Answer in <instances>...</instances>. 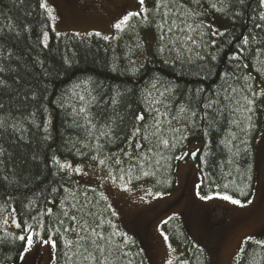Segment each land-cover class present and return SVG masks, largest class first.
<instances>
[{
    "label": "trees",
    "instance_id": "obj_1",
    "mask_svg": "<svg viewBox=\"0 0 264 264\" xmlns=\"http://www.w3.org/2000/svg\"><path fill=\"white\" fill-rule=\"evenodd\" d=\"M40 2L41 0H0V28H3V35H0V45L3 46L0 64L6 69L0 73V79H4L8 84V87L0 89V102L5 105L3 114L11 112L13 118L23 120V117L35 111L34 119L38 124L45 125L49 119L51 121L48 133L50 139H45L43 126L35 127L28 120H23L27 132L13 133L8 129L0 136V144L7 149V153L0 157V160H3V164H0V264H18L21 260L19 256L22 253L23 242L15 238L17 234L8 232L3 223L6 211L11 208L16 210V219L26 224L36 225L39 221L43 225L42 236L45 239L47 238L45 230L49 234L55 233L52 236L56 240L53 264H152L143 243L129 233L119 222V218L113 215L112 207H108L107 200L102 198L99 191L79 186L75 173L56 174V165L52 162L54 155L61 161H70L73 165L97 164L88 158L74 156V150L73 153L68 151L71 147L69 140H76L77 137L86 140L84 129L76 127L73 123L75 118L77 123L84 124L83 119L75 117L72 111L73 107L78 110L80 106L72 91L76 84H81V89H94L92 94L102 99L115 95L116 89L122 93L131 90L130 94L121 99L125 103H131L133 108L137 106L143 108L140 104V91L150 87L153 78L161 81V84L157 85L161 91L163 87L175 89L174 94L166 101L169 115L160 117L162 121L171 120V124L163 125L160 136L172 143L179 140L181 135H186L187 140L180 141L173 148L165 147L159 143L158 137L150 136V141L140 140L144 145L143 149H133L129 147L130 142L123 139L125 132L118 129L121 139L104 147L105 154L117 153L126 162L129 161V157L124 156L120 149L135 154L142 151L146 153L141 160V167L145 171H154L155 176L144 177L140 171L133 170L132 182L146 181L155 193L157 191L171 193L176 185L177 166L181 161L174 157L183 151L190 152V146L197 143L201 151L198 158L194 159L195 164H200L204 160L208 162L197 168L204 179V184L200 188L201 194L229 193L241 200H249L254 195L257 185L256 143L263 129L264 97L257 99L253 105L255 111L252 113L243 111L248 105L242 97L252 98L246 83H251L252 91L264 88V72L258 74L256 71L257 68L264 67V31L256 27V24L264 23L260 20V16L264 15V4H261L260 0H244L243 5L234 4L228 7L226 14L205 15L202 18L205 25H211L209 23L211 18L223 21L221 32L227 30L225 36L212 37L211 32L205 27L203 31L207 34L203 37L204 43L199 48L193 46L192 53H186L183 62L175 63L174 53H165L163 57L153 54L156 48V29L151 25H142L136 18L130 22L131 30L120 32L113 40H104L95 35L89 38L78 35L54 36L51 33L52 19L47 16L46 10L39 6ZM213 2L220 6L219 0ZM204 7H208L207 3ZM156 20H159V17H156ZM189 22L195 23L192 20ZM212 30L216 29L212 26ZM45 31L50 37L48 48H44L41 43ZM137 35L143 39L146 51L139 59L137 55L132 56L137 66L143 64L139 72L132 73L125 71L128 67L125 53L135 46ZM243 36L249 37L248 45H243ZM196 38L200 39L198 35ZM211 39H215L216 44L211 45ZM238 47L245 49L242 64H247V68L243 66L236 68L233 66L236 62L229 59ZM257 48L260 52L253 56L251 50ZM196 52H199L200 56H196ZM8 53H11V56ZM213 55L216 56L215 60L211 59ZM189 56L191 60L187 59ZM114 62L119 64L118 71L112 68ZM225 72L232 75L225 78ZM249 73L254 79L245 82L242 77ZM238 77L241 79H237ZM85 80H88L89 84L81 83ZM229 85L237 91L232 92ZM225 88H228L227 92L224 91ZM198 89L202 90L199 96L196 95ZM32 91L41 95L43 108L31 99H24L25 96L30 97ZM217 93L220 95L217 96ZM225 96L228 98L225 99ZM62 98L63 106L60 103ZM209 99L220 100V104L215 105L219 113L212 127H208L206 121L199 119L203 109L197 103L198 100L207 102ZM181 104L193 111L199 109L197 116L191 117L193 124H188V112L179 113ZM103 107L107 113H112L111 106ZM157 107L161 112L166 110L163 105ZM92 111L99 113L101 108L94 105ZM117 111L127 116L123 105L118 106ZM176 115L180 118L173 119L172 117ZM247 116L252 117L250 122ZM94 122L99 128L103 119L97 115ZM127 123L126 120L125 125H120L125 131ZM151 123L149 117L148 124ZM248 123L254 127L249 129ZM185 125H188L187 128ZM175 128H180L181 131L174 132ZM205 128L208 131L206 136L202 131ZM20 135H24L25 139H19ZM173 137L176 140H173ZM87 139L91 140V144L98 142L95 139ZM99 142L102 143L103 138ZM247 145H250L251 152L246 150ZM76 147L88 151L89 157L95 153V149L82 148L79 142ZM190 159L185 157L182 161ZM120 167L127 169L128 163ZM3 176H7L8 180L2 181ZM135 176L141 178L137 180ZM124 179L128 177L125 176ZM224 184H227L228 188L225 189ZM53 187L60 191L52 192ZM65 188L70 189V192L64 191ZM85 190L88 192L87 200L91 201L88 208L94 213L87 217L88 222L92 227L97 223L101 224L97 231L102 232L105 237V239L92 237L96 239L100 248L93 246L90 239L79 241L77 233L64 230L72 222L62 215L59 201L66 196L74 195L83 203L85 197L82 193ZM241 192L245 195H241ZM76 199L65 200V204L75 203ZM46 208H52V213H47ZM61 219L64 220V225L59 224ZM167 221V224H163L164 231L178 248L185 251L191 264H210L208 252L193 243L187 224L177 216H172V219ZM221 224L224 226L223 222ZM18 231L21 232L20 229ZM123 233H127V236L122 235ZM79 235L89 237L91 232L90 230L80 232ZM67 240H72L73 245H67L65 243ZM78 244H83L84 247L78 248ZM250 245L257 247L246 249L242 264H264V245L253 243ZM84 248H87V251ZM89 253L96 259H85Z\"/></svg>",
    "mask_w": 264,
    "mask_h": 264
},
{
    "label": "snow or ice",
    "instance_id": "obj_2",
    "mask_svg": "<svg viewBox=\"0 0 264 264\" xmlns=\"http://www.w3.org/2000/svg\"><path fill=\"white\" fill-rule=\"evenodd\" d=\"M137 4L139 5L138 10L135 11H127L125 12L121 18L116 21L112 27L116 30H119L121 32H124L126 30H131V24L130 22L133 20V18H136L140 21V23L144 26H153L156 29V48L154 51V55L163 57L165 53H174L175 57L173 60V63L179 61L183 62L186 58V53H192L193 46L199 48L203 43V37L207 34L203 29L205 27L208 28L209 32H211L212 37H224L225 32H221L219 29L212 30L211 25H205L204 20L202 19L205 15L211 13L215 15L216 13L226 14L228 7L233 6L234 4H244V0H219L220 6H218L217 2H213V0H136ZM261 4H264V0H260ZM207 3L208 7L205 8L204 5ZM40 7L44 8L46 10V14L49 18L52 20H56L57 17L53 15V8H51L48 5L47 0H41ZM214 10V12H213ZM239 15V13H237ZM156 17H159V20H156ZM195 21V23H190L189 21ZM260 20L264 21V15L260 16ZM44 27H48V25H44ZM257 28H260L262 31H264V23H258L256 24ZM199 30V31H198ZM0 35H3V28H0ZM19 35V33H17ZM56 35H62L61 33H56ZM76 35H79L77 33ZM88 35H92V33H88ZM97 36H101V33L97 32L95 33ZM199 36L200 39L198 40L196 36ZM104 40H110L113 37L104 35L102 37ZM49 33L47 31L43 32L41 43L43 44L44 48H48L49 44ZM255 39V38H253ZM231 43V41H229ZM243 45L249 44V37L243 36L242 38ZM210 44L214 45L216 44L215 39L210 40ZM146 46L141 37L137 35V42L134 47L129 48L128 52L125 53V56L127 58V64L128 67L125 68V71H130L132 73L139 72L140 69L143 67V64H140L137 66L136 60L132 59L133 55H137V58L145 55ZM253 56H255L257 53L260 52V49L257 48L255 50H251ZM3 53V46L0 45V54ZM9 56H11V53H8ZM196 56H200L199 52H196ZM203 59V57H200ZM245 58V49L243 47H238L236 50L233 51L232 56L229 58L230 60L236 62L233 66L236 68H239L243 66L244 68H247V64H242V60ZM188 60H191V57H187ZM212 60L216 59V56H211ZM67 63L68 61L65 60ZM41 67H43V64L41 63ZM112 68L114 71L119 70V64L118 62H114L112 65ZM6 69L0 64V73H3ZM14 70V69H13ZM257 73L264 72V67L257 68ZM47 74V73H45ZM232 74L225 72L224 77L228 78ZM237 79H241L238 77ZM242 79L245 82H248L254 77H252L251 73L249 75L243 76ZM81 83L87 85L89 84L88 80L82 81ZM158 84H161V81L157 78H153V80L150 82V87H146L145 89H142L140 91V104L143 105V108L137 106L136 108H133L131 103H125L121 97L130 94L131 90H125L124 93H122L119 89L115 90V95H109L107 99H102L98 95H93L94 89L92 88H83L81 89V84H76L73 87V96L78 100L80 106L78 110L73 107L72 111L75 114V117H80L83 119L84 124L81 125L77 123L76 119L74 118L73 123L78 128H83L86 133V140H80L79 137L76 138V140H69L68 143L71 145V147L68 149L69 153H73L74 150V156H81L88 158L90 161L96 162L98 166H104L105 175L97 177L100 181H110L114 186L120 188L122 191L131 192L133 189L129 187L131 184V181L133 179L132 172L133 170H138L142 173L144 177L149 176H155L154 171H145L141 167V160L144 156H146V153L143 151L140 154L129 153L126 149H120V152L124 156L129 157V161L126 162L121 159L120 155L117 153H111L110 155H107L104 153V147L107 144L114 143L116 140L121 139L119 132L117 131H124V137L123 139L129 141V147L135 149V148H141L143 149L144 145L140 143V140H148L150 141L151 137H158L159 143L164 145L165 147H173L175 148L177 144L182 140H187L188 137L186 135H181L179 137V140H176L175 137H173V140H176L175 143H172L169 139H165L162 136H160L161 129L165 123L171 124V120L162 121L160 119L161 116H168V104L166 101L169 99V97L174 94L175 89L173 87H163V91H161L160 87H157ZM5 87H8L7 81L4 79H0V89H3ZM231 88V85L228 86ZM246 87L249 91H251L252 98L248 96H243L242 99L246 102L248 107L243 108V111L245 113H252L255 111V108L253 105L256 104L257 99H260L261 97H264V88H261L259 91H252V85L251 83H246ZM76 89H81L80 91H76ZM225 92L228 91V88L224 89ZM232 92H236V88H231ZM202 92V90L198 89L196 90V95L199 96V94ZM220 93H217V96H219ZM225 99L228 97L225 96ZM25 100L31 99L32 101L40 104V107L43 108V104L41 103V95L37 93L36 91H32L30 97L25 96ZM61 106L64 105L63 98L60 101ZM197 103L201 105V108L203 109L202 115L199 116V119H202L206 121L208 127H212L215 123V118L219 113V109L215 107V105L220 104V100H212L209 99L207 102H204L202 100H198ZM239 103V101H237ZM97 106L101 108V111L99 113H94L92 111L93 106ZM104 105H108L112 107V113H107L104 109ZM123 105L127 112V116L121 115L119 111H117V107ZM157 105H163L165 107V111L161 112L160 108L157 107ZM264 106V104H262ZM239 110V109H237ZM44 111H47L44 109ZM199 111H193L189 108H187L185 105L181 104L179 106V113L183 114L185 112L189 113V119L188 124H193L194 122L191 120V117H196L197 112ZM5 112V105L4 103L0 102V136H3L5 132L8 131V129H11L13 133H23L27 132L28 129L23 123V120H28L29 123L34 125L35 127H42L43 131L45 133V139H50L49 133V126H50V119L48 120L47 124L41 125L36 122L34 119L36 113L35 111H32L29 113L28 116L23 117V120L15 119L13 118L11 112H9L7 115H4ZM99 115L103 119V123L100 124L99 128L97 127V123L94 122L95 117ZM151 117L152 123L148 124V119ZM31 118V119H30ZM173 119H179L180 116L176 115L172 117ZM252 119L251 116H247V120L250 122ZM127 120L126 124V131L120 127V125H125V122ZM119 121V123H118ZM233 123H239L238 121H233ZM188 125H185L184 127L187 128ZM247 127L251 129L254 127L253 124L248 123ZM151 130V131H150ZM174 132L179 133L181 131L180 128L173 129ZM203 134L206 136L208 135L207 128L203 129ZM234 135V134H233ZM95 139L98 141L96 144H91V140L87 139ZM103 138V142H99L100 139ZM19 139L23 140L25 139L24 135H20ZM135 141V143H131ZM77 142L80 143L82 148H89V150L95 149V153L89 157L88 151H82L81 148H77L76 144ZM221 143H224V141H221ZM246 150L248 152H251L250 145L246 146ZM151 151V149H149ZM200 149L197 148L191 152L189 151H183L180 155H177L174 157L176 160H184L185 157H189L191 159H197L198 155L200 153ZM7 153V149L3 147L2 144H0V157H3ZM103 156V158H101ZM35 159V157H33ZM149 159H151L149 157ZM131 161H135V163H131ZM52 162L56 165V174L59 175L61 172H64L67 175H70L71 173H78V174H86L84 173V168L82 165L77 164L73 165L70 161L64 160L61 161L58 157L55 155L52 157ZM125 163H128V168L125 169L123 167H120L124 165ZM146 163V161H145ZM207 160L202 161L200 164H197L196 167L200 168L202 164H207ZM0 164H3V160H0ZM90 166V165H89ZM118 169V171H117ZM127 176L128 179L125 180L124 177ZM135 179L139 180L140 176H135ZM250 178V177H249ZM8 177L3 176L2 181H7ZM118 181L122 183H118ZM159 183V181H157ZM204 184V179L201 177L199 179V183L195 185L197 189H200L201 186ZM223 187L226 189L228 188L227 184H224ZM63 188V185L61 186ZM52 192H58L60 189L53 187L51 189ZM66 192H70V189H64ZM147 195H152L151 191L146 193ZM82 195L85 197V202H81L79 199H76L74 195L66 196L63 199L59 201V204L61 205V211L62 215L64 217H68V219L72 222V224L69 227H66L64 230L65 232L71 231L74 233H77L78 240L79 241H85V240H91V243L96 248H100V245L96 243V239H92V237H96L99 239H105L103 236V233L100 231H97L101 227V224L97 223L95 227H92L87 217H90L94 215L89 208L88 204L91 203V201L87 200L88 192L85 190ZM164 192L157 191L154 194V197H162L164 196ZM197 195L200 196V199L202 200H208L212 197L208 195H201L199 191H197ZM219 195V193H217ZM241 195H245L244 192H241ZM102 198L107 200V196H103ZM76 199L75 203H71L70 205L65 204V200H71ZM143 199V197H141ZM222 199L228 200L233 204L240 205L241 201L239 199H234L231 195H223ZM251 200H248L247 203H251ZM109 208H111V205H108ZM47 213H52V208H46ZM15 208L12 209V212L10 213L11 216L15 217ZM70 213H73L70 215ZM115 211L113 210V215H116ZM169 220L172 219V217L168 218ZM167 220L163 221L164 224H167ZM4 224L8 223V220L5 219L3 221ZM12 223L17 229L21 230V234L16 236L15 238L21 242V249L22 253L19 256L20 259L24 258V254L28 253L32 247L37 243L35 237H40L39 243L49 245L50 248L56 247V240L52 238L55 233L49 234L47 230H45V235H47V238L45 239L43 236H41L40 232L37 231L36 227H33L32 224H26L22 220H18L13 218ZM60 225H64V220H59ZM37 227H43V225H40L39 221H37ZM91 232V236L84 237L80 236V232L89 231ZM56 231L58 232L59 229L57 228ZM11 235V234H10ZM122 235L127 236V233H123ZM164 240L167 241L169 239L167 234H163ZM248 241L255 240L254 237L249 236L247 237ZM67 245H73L72 240L65 241ZM255 243L257 245H264V240H255ZM78 248H83V244H78ZM171 247V245H169ZM85 251H87V248H84ZM101 251H103L101 249ZM240 252H245L244 248L239 249ZM85 259H96L91 253L88 254ZM166 264H173V261L171 259L167 260ZM184 264H187V261L184 262Z\"/></svg>",
    "mask_w": 264,
    "mask_h": 264
},
{
    "label": "rangeland",
    "instance_id": "obj_3",
    "mask_svg": "<svg viewBox=\"0 0 264 264\" xmlns=\"http://www.w3.org/2000/svg\"><path fill=\"white\" fill-rule=\"evenodd\" d=\"M124 1L118 3L117 7V0H114V5L105 2L95 6H88L86 0H47L48 5L54 10L53 15L57 17L56 20H52L51 33L54 36H60L56 33L73 36L79 33L78 36L89 38L99 32L101 36H95L102 38L108 35L113 37L110 40L116 39L121 31L114 29L112 25L125 12L138 10L139 7L136 0ZM119 8L121 9L117 10ZM209 23L215 29L220 31L223 29V21L219 19L211 18ZM262 128L256 143L257 185L254 195L249 199L251 203L229 193L219 195L212 193L208 195L212 197L211 199H200L197 195L200 189L195 185L199 183L201 176L194 159L179 161L175 188L162 197H154L155 192L146 181H131L129 187L133 191L126 192L110 181L98 180L97 177L104 176L106 170L104 166L97 164L90 166L80 164L86 174L75 173L77 183L85 188H93L108 197L107 202L117 213L116 218H119V222L129 233L143 243L152 264H166L169 259L173 264H184L185 261L191 264L185 251L178 248L169 236L165 241L162 235L167 234L163 228V221L172 216L180 217L187 224L193 243L208 252L210 264H242L246 249L257 247L250 244H256L255 240H264V122ZM199 147L197 143L192 144L190 152ZM149 191L152 195L146 194ZM225 194L239 199L241 204L236 205L222 199ZM12 209L7 210L4 215V220H8L5 229L20 235L21 232L12 223L13 218L16 219V215L15 217L10 215ZM219 220L224 226L221 224L216 227L215 223ZM33 227H36L42 236V227H37V224ZM249 236L255 240L248 241ZM35 239L37 243L24 254V258L18 264H53L54 248L39 243L40 237ZM240 248H244L245 252H240Z\"/></svg>",
    "mask_w": 264,
    "mask_h": 264
},
{
    "label": "flooded vegetation",
    "instance_id": "obj_4",
    "mask_svg": "<svg viewBox=\"0 0 264 264\" xmlns=\"http://www.w3.org/2000/svg\"><path fill=\"white\" fill-rule=\"evenodd\" d=\"M86 1L88 2V6H95V5H99L100 3H105V2L107 4H111V5L115 4L114 0H86ZM123 2H125V1L124 0H117V7L119 6L118 3H123ZM121 8H119L117 10H120ZM218 222H219V224L222 223L220 220ZM219 224L217 223L216 226H218Z\"/></svg>",
    "mask_w": 264,
    "mask_h": 264
}]
</instances>
